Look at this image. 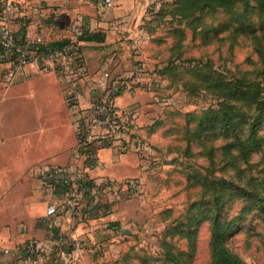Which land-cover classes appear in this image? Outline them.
<instances>
[{
  "label": "rangeland",
  "instance_id": "obj_1",
  "mask_svg": "<svg viewBox=\"0 0 264 264\" xmlns=\"http://www.w3.org/2000/svg\"><path fill=\"white\" fill-rule=\"evenodd\" d=\"M178 1L130 0L124 27L96 55L142 87L124 106L137 111L146 148L131 151L139 170L96 199L122 211L124 240L104 247L114 257L88 255V264H210L215 220L234 221L226 241L244 263L264 264V125L248 161L225 148L256 114L253 101L231 98L235 85L264 86V11L215 2L180 19ZM226 110L236 129L219 118Z\"/></svg>",
  "mask_w": 264,
  "mask_h": 264
},
{
  "label": "crops",
  "instance_id": "obj_2",
  "mask_svg": "<svg viewBox=\"0 0 264 264\" xmlns=\"http://www.w3.org/2000/svg\"><path fill=\"white\" fill-rule=\"evenodd\" d=\"M16 1L24 9L25 21H15L14 28L28 40L41 37L49 44H62L86 30L96 33L98 38L81 41L85 72L79 80L81 98L77 108L79 111L87 108L90 91L100 75L99 68H107L109 62L96 55L107 50L124 27L117 25V20L128 14L130 0H115L114 6L104 13L97 7L101 0ZM9 69L0 45V264H14V249L30 239L44 241L52 231L79 239L86 238L87 234L92 237L86 241L85 264H88V255L114 257L103 249L113 246L120 237L115 228L124 216L116 207L98 218L86 216L73 224L62 208L54 217L47 215L50 204L61 206L64 201L61 170L79 164L78 111L67 104L65 83L59 79L52 63L43 71L29 65L11 83L6 79ZM121 75L126 80L117 103L130 105L137 100L136 90L142 87L135 85L134 80L130 82L134 76ZM98 156L100 166L89 172L97 183L106 178L126 179L140 168L131 151L117 154L106 147L99 150ZM122 229V232L128 230ZM123 237L127 238L124 233ZM119 239L121 243L124 240Z\"/></svg>",
  "mask_w": 264,
  "mask_h": 264
},
{
  "label": "built area",
  "instance_id": "obj_3",
  "mask_svg": "<svg viewBox=\"0 0 264 264\" xmlns=\"http://www.w3.org/2000/svg\"><path fill=\"white\" fill-rule=\"evenodd\" d=\"M78 1L83 3L85 0ZM114 1L101 0L97 7L104 13L114 6ZM24 18L20 2L0 0V45L10 64L6 79L9 83L13 82L16 75L29 65H35L43 71L52 63L59 79L66 85L67 104L78 111L76 134L79 164L61 170L62 185L74 188L64 194L61 207L73 224L83 220L80 209L83 208L84 195L77 188L87 180H93L89 172L100 166L98 152L104 148V144L117 154H124L142 151L146 148V143L140 135L137 111L115 102L126 77L122 76L111 82V70L103 69L90 91L89 106L79 111V80L85 72V59L78 35L57 48L50 46L41 37L28 40L14 28V22L24 23ZM95 184V198L99 191L114 190L119 185L112 179H102ZM126 185L127 188H132L134 183L127 181ZM98 189L100 190L97 191ZM59 208L56 203L50 204L47 215L56 216ZM87 251L88 243L85 240L61 231H52L50 238L44 241L30 239L14 249L12 255L14 264H85ZM5 253L10 251L5 250Z\"/></svg>",
  "mask_w": 264,
  "mask_h": 264
},
{
  "label": "trees",
  "instance_id": "obj_4",
  "mask_svg": "<svg viewBox=\"0 0 264 264\" xmlns=\"http://www.w3.org/2000/svg\"><path fill=\"white\" fill-rule=\"evenodd\" d=\"M215 2L225 5L231 4L233 2H241L245 5H248L253 2L257 5L258 9L264 11V0H179L173 15L179 17L180 19H186L191 17L200 9L210 6ZM77 38L79 41H90L98 37L96 36V33H91L90 31L86 30L83 31L82 34H80ZM69 40L70 38L62 44L53 43L49 45L55 48L61 47ZM120 77H122L121 74L115 75L111 72V82L119 79ZM127 80L129 79L127 78ZM235 86L237 87V91L234 94H231V98L237 101H253L255 103L254 110H256V114L251 124L248 125V135L245 137L236 135L235 139L232 142L226 144L225 148L227 150L235 148L238 155L242 157L244 161H248L252 149L254 148V146H257L258 143H260V140L258 139L257 129L261 124L264 125V86L261 87V85L257 82L244 81H239ZM120 94L121 91L117 93V97ZM210 112H213L214 116H212V118L217 116L215 110H209L206 114L210 115ZM220 117H223L224 119L223 121L225 124V128L236 129V127H238V124L236 127L230 125V122L232 120L230 111L226 110L224 114H222V116L219 115V118ZM106 147L108 146L104 144V148ZM95 185L96 184L94 180H87L85 183H83L82 186H79L77 188L84 195V206L82 208L83 220L86 216L89 218H98L101 215L110 213L111 209L113 208L114 203L96 200L102 195L103 191H99L101 188L98 189L97 191H99V193L97 198H95L93 192V188L96 187ZM60 186L64 194L67 193L69 189H74L73 186L62 185L61 182ZM101 209L103 210L101 211ZM233 224L234 221L219 223L218 220H215L213 222L210 264H246L234 251L229 248L226 241L227 233L232 230Z\"/></svg>",
  "mask_w": 264,
  "mask_h": 264
},
{
  "label": "water",
  "instance_id": "obj_5",
  "mask_svg": "<svg viewBox=\"0 0 264 264\" xmlns=\"http://www.w3.org/2000/svg\"><path fill=\"white\" fill-rule=\"evenodd\" d=\"M124 233L130 234V231L129 230H125Z\"/></svg>",
  "mask_w": 264,
  "mask_h": 264
}]
</instances>
